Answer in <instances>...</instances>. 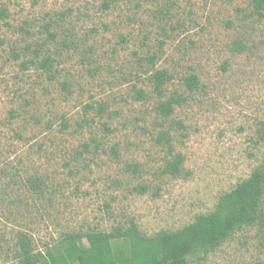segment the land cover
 Instances as JSON below:
<instances>
[{"label": "rangeland", "instance_id": "1", "mask_svg": "<svg viewBox=\"0 0 264 264\" xmlns=\"http://www.w3.org/2000/svg\"><path fill=\"white\" fill-rule=\"evenodd\" d=\"M252 3L0 0V170L47 187L0 185V264H18V231L44 250L67 232L182 228L264 166V8ZM36 49L50 73L22 67ZM157 69L174 76L162 96ZM192 73L197 91L184 84ZM173 93L186 101L165 118L157 105ZM177 154L180 173L165 171ZM261 235L238 231L190 264H264Z\"/></svg>", "mask_w": 264, "mask_h": 264}, {"label": "trees", "instance_id": "2", "mask_svg": "<svg viewBox=\"0 0 264 264\" xmlns=\"http://www.w3.org/2000/svg\"><path fill=\"white\" fill-rule=\"evenodd\" d=\"M252 4L255 11L262 14L264 0H253ZM48 29L49 24L45 25V30ZM50 36L53 38L52 34ZM38 47L42 49L43 45L40 43ZM40 49L32 51L34 56L29 61H22V67L28 68V63H33L50 73L51 57L46 56L38 61ZM232 49L241 50L244 46L241 42H236ZM13 55L15 59L20 57L19 54ZM154 59L152 56L147 60L153 63ZM173 79L174 76L166 69H157L150 76L158 96L163 95L164 86ZM184 84L189 91L202 88L199 76L194 73L184 78ZM137 98H146L143 90L138 91ZM185 101L183 95L173 93L159 102L157 111L165 118L170 117L176 105H182ZM107 129L110 130L109 127ZM169 139L170 135L164 132L159 135L158 141L169 142ZM84 149L87 150L86 146ZM111 150L115 151V148L112 147ZM182 163V156L177 154L174 159L167 160L164 170L179 174ZM0 179L4 193L7 192L5 187L11 185L10 181L21 182L31 193L38 195H44L47 188L46 180L41 175L25 177L19 169L15 173L1 169ZM137 189L147 191L146 186H139ZM263 204L264 166L255 169L233 189L222 193L212 211L197 215L192 223L182 228L161 230L147 236L139 230L137 224L131 222L127 226L118 225L111 231L89 229L67 232L55 242L47 243L44 250L36 248L33 238L27 232L18 231L15 257L18 264H190L193 258L220 247L238 231H244L248 227H256L264 239Z\"/></svg>", "mask_w": 264, "mask_h": 264}]
</instances>
